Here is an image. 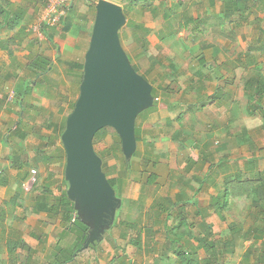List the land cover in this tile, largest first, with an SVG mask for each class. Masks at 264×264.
I'll return each instance as SVG.
<instances>
[{
    "label": "rangeland",
    "instance_id": "obj_1",
    "mask_svg": "<svg viewBox=\"0 0 264 264\" xmlns=\"http://www.w3.org/2000/svg\"><path fill=\"white\" fill-rule=\"evenodd\" d=\"M79 1L81 2V0ZM79 1H75L72 5L75 6L73 9L74 13H71L72 15L69 14L70 17L67 16L62 20V22L57 25L58 28L53 31V41H50L49 36H47L46 39H44L45 37L37 38L36 43L33 41L32 37L22 34V37H18L21 49L20 51H17L16 57H18L15 61L8 57L5 52L0 56V78L7 73L14 72L18 73L19 77L27 76L31 79H36L37 81L40 79L39 81L42 83H40L42 86H34L33 97L36 98V102L34 103L43 105V107L45 105V107H48V110L51 109L54 112V117L52 116L50 120L57 124L58 122H64L67 115L72 110L73 103H75L79 97L80 85L82 82L80 74L81 71L84 70V68L82 69L81 67L82 64H84L85 54L90 45L94 20L96 17L97 3L93 1L91 2L90 0H85L82 3H79ZM112 1L122 5L126 15L125 24L121 28V40L123 46L129 49L130 44L135 45V51L132 52V49H130V55L127 53L129 60L134 67H137V62L142 60V65L139 63L138 66L142 69V72H144L153 83H159L158 81L161 83V85L156 88L158 101L153 96V105L150 108L144 109L139 116L140 119L144 115L149 116L151 113L157 112L160 114L159 118L161 121L159 124L156 123L160 138H170L174 136L173 134L178 130L179 126L181 127V130L187 131L189 126L192 125L190 124V121L193 120V117L190 116H193V113L188 105L190 102H193L190 100V97H188L193 93V91L189 90L190 85L193 82H190V80L193 78H199L202 80L210 74L207 67H203L199 62L202 57H204L205 63L208 66L210 63L217 64L220 56L223 59L225 56L233 59L234 57H230L233 56L230 53L239 50L243 51L241 60L244 62L248 61L252 54H255L256 56L264 54V48L260 47V44L264 40L255 39L258 28L264 23V0H212V2L214 1V4H216V6L214 5V7L210 9L216 16L213 21L214 23L217 22V16L223 14V12L220 14L217 13L220 10V6H222L221 9L223 8L224 4L222 5L221 2L224 1L231 5L228 7L230 10H232V8L239 9L240 12H242L241 15L246 17L243 20L241 19L242 23L239 22L236 24L234 27L235 30L231 28L233 24H229L230 20H228V22L224 21L217 24L221 29H226V36L221 34L220 31H215L212 28L213 19L209 20L207 19L208 17L206 18V6L203 7V4L208 0ZM179 3H181V5H179ZM189 3L193 6L190 7L187 5ZM165 12L171 13L172 20L176 24L174 29V31H176L175 36L166 43H158L156 38L155 40L151 39V35L148 36V42L143 44L142 37L145 36V33L144 30H142V26H145L146 24L149 25V27L151 26L150 29L153 33H155L154 31L159 30H163L164 32L169 30V27L165 22L160 24V21L157 19V17H160L161 19ZM191 14L194 17L197 15H200L199 17H201L206 14L205 20L199 22L195 20L187 23V17ZM256 18L261 20L258 22ZM184 22H186L187 25ZM5 31L6 30H2V36H10L8 33L5 34ZM240 31L242 35H240ZM47 32L52 33L51 28L48 29ZM234 32H238L237 35L239 36L232 37L231 33L234 35ZM9 33L11 34V32ZM134 34H138L141 39H136ZM34 46L35 49L33 48ZM217 47L228 48L229 53L226 54L225 52L222 55L219 54L214 58H217V61H213L209 56V52L211 48ZM137 51L139 54L135 55V52ZM38 54L47 55L51 59L52 69H50L46 75L39 72V76H41L36 78L34 73H31V68H29L28 65L30 64L31 59ZM236 55L238 54L236 53ZM207 58L211 61L207 60ZM257 59L259 60V58ZM72 63L78 65V67H76L77 69H69L70 64ZM228 63L230 64L229 61ZM261 63L262 66H264V60H261ZM244 64L246 63L242 62L241 66ZM171 66L173 67L171 68ZM38 68L39 67L37 66L36 68L34 67L36 70H38ZM173 70L177 71V73L173 72ZM231 71L232 73L225 74V79L228 81L237 80V82H239L242 79V70H239V73H236L237 75H235L236 70ZM216 72L215 75L210 74V76L214 80L219 81L220 72L218 69H216ZM68 74H72V77L70 78ZM18 80L19 79L16 78V80H7L3 83L0 81V100L5 99V106L3 109H0V133L3 134L0 136V147L3 145L7 148V145H9L7 142H4V137L8 136V129L13 126L14 122L17 121L19 117L18 113H13L15 111L10 109V106L11 108L13 106V108L17 110L16 105L14 106L12 104H14V94L16 93H14V91H16L15 87ZM201 80L196 81L197 85L200 84ZM181 84L183 85L181 86ZM178 86L181 88L177 90V92L176 90L173 91L168 89L170 87L177 89ZM165 88L168 89L170 95H166L164 92ZM236 90L238 93L233 94L232 97H234L232 101L229 102V110H231V113L234 111L236 115H238V121L234 130L249 138L250 134L255 133V114H249L247 96H245L244 93L240 95L242 88L237 87ZM191 98L193 99V96ZM173 99L176 102H179L177 106H174L175 110H173L174 107L170 109L171 106H169V103L172 102ZM202 103L203 102H198L201 106ZM249 106L250 109L253 108L250 101ZM208 110V107H206V110L203 112L205 113ZM235 110H240L241 112ZM170 112H175L173 113L174 118H171V120L174 119V126L170 123L164 124L165 117H163V115ZM34 114H36V112L33 114L31 112L30 115L27 116L33 125L42 121L39 117L35 118ZM179 114H182L181 119L177 118ZM239 117L241 118L239 119ZM59 127L60 126H58V129H55V134L53 136L57 142V147L56 145L50 146L52 149H50L47 154V160H44L42 156H38L37 152L33 151V153H35L30 157L31 162L33 163L32 167L30 166V171H37V180L34 183V186H32L33 188L30 190H26L24 184H20V193L24 194L27 193V191L30 192L36 189L37 186L42 188V176L45 175L43 173L46 172L44 169L45 166L48 167V174L52 175L51 180L53 182L61 180L58 176H63L62 174L64 173L63 157L60 168L52 167L51 169L49 165V163H51L49 159L54 158L53 156L55 155L58 157L57 153L59 151V144L60 149L62 150L61 152L63 154L65 153L61 138L59 139L58 137L62 132V129H59ZM52 129L53 127H46L45 134H51L50 132ZM34 136L32 133V135H29L28 139L25 138L24 141L27 140L26 143H34ZM185 137L187 138V136ZM38 140L40 142L39 145L41 146L42 142L48 140V136H46L45 139H41L40 136H37V141ZM172 140L173 139L165 141L161 140L158 148L159 154H156L154 157L152 156V159L148 158V161L145 159L144 162H140L135 159L130 161L125 158L124 152H122L121 138L114 128L105 127L96 134L94 138V147L96 152L103 159V172L106 173L109 179H113L117 176L122 178L120 192L123 191L121 194L123 197L120 196L122 200L119 209H117L116 218L104 225L103 231L100 234V241L96 246H94L93 243V247L83 249L74 261L68 260L67 262H65L66 257L62 255V251H59V249L62 250L64 247L57 248L59 254H56V257L61 259L63 262L62 264H130V262L132 264H183L177 254V248L182 244L187 245L190 248V246H197L198 242L188 237L181 239V242H176L174 241L176 238L175 233L172 229L174 230L177 221L183 216H187L188 219H190L189 222H191L194 219L192 211L195 208H192L190 203H188L185 206V211L181 212L179 204L175 206L172 204L177 203L183 193L188 197L195 196L194 189L190 188L188 184L192 186L195 185L196 188L198 187V183L193 182V176H201L203 174V168L188 171L187 159L191 156L190 152L185 148L184 150H181L180 145H182L183 141L173 145ZM253 142L255 143V141ZM31 145L33 147L34 144ZM28 147L30 148L31 146L28 145ZM49 154H51V158L49 157ZM36 164H38L39 167L42 165L43 171H41L39 167L34 166ZM151 174H156L157 176L154 177H157V179L155 183L148 184L146 181ZM109 183L110 186H114L110 180ZM141 187L144 188L143 193L146 194V199L144 200H138L141 196ZM113 188L117 190L116 187ZM117 193L119 194L118 190ZM205 193L206 192L203 190L199 191L198 194L196 193L197 198L206 197ZM85 196V200L79 199L84 205L88 204V206H93L98 204L100 208L101 206L105 207L107 199L103 195L102 189L101 192H96L94 188H90L85 193ZM157 203L162 205V208L168 207L169 211L166 213H160V205H156ZM234 205L235 206L227 213L230 217L229 221L240 223L244 228L251 226L254 218L251 214L247 215L249 207L239 204L238 201L235 202ZM106 206L109 211L114 207L112 204ZM1 214H4V210H2ZM106 215V217L109 218L108 220L112 218L110 216L111 213L106 212ZM195 218L199 220L198 215H195ZM212 223L214 225V232L217 239L220 238L222 241L230 239L231 232L228 230L227 226L230 222H221L219 223L220 225L215 224L214 222ZM49 226L50 225L47 224V227ZM51 226H53V224H51ZM150 229L153 231L151 234ZM182 229H184V227H182ZM191 229L195 235H201L202 229L199 228L198 224L191 227ZM91 230L92 227L88 229V232ZM51 232L53 233V237H56L55 243H58L59 238H57V233L55 234L53 231ZM138 234L142 236V242H140L143 244V249H139L138 246L133 243L135 240L131 241L136 238ZM52 240L49 244L43 246L45 247L46 252L41 250V252L46 255L42 257L38 253L37 255H39L41 259L34 260V263L32 264H50L48 263L49 259L47 258H50L52 255H50V249L51 251L55 249L54 246H52L54 244V240ZM135 242H139V240H136ZM2 243L5 245L4 241H2ZM59 243L61 246H65L67 251H71L72 242L70 241V238L62 240L61 242L59 241ZM20 251L21 250H19V252ZM241 251H244V249ZM74 252L77 253L79 250L77 251L74 249ZM197 252L195 259L198 262H196V264H203L201 260L205 258L207 254L203 250ZM20 254L21 255L17 254V256H15L16 261L14 263H10L9 260L4 258L0 259V264H31L26 258L27 252H25V250ZM240 256L239 253H237V255L226 253L221 259L222 264H242L239 262L241 258Z\"/></svg>",
    "mask_w": 264,
    "mask_h": 264
},
{
    "label": "crops",
    "instance_id": "obj_2",
    "mask_svg": "<svg viewBox=\"0 0 264 264\" xmlns=\"http://www.w3.org/2000/svg\"><path fill=\"white\" fill-rule=\"evenodd\" d=\"M77 2L79 0H74V2ZM85 0L79 1V3L84 2ZM112 1V0H110ZM114 2V1H113ZM217 3V1H216ZM222 5L224 4L223 8L222 6L219 7V10L217 14H220L223 12L222 15L217 16L216 23H214V19L216 18L215 13L210 10L211 8L216 6L214 4V1L208 0L203 4V7L206 6L207 16L206 14L204 16L199 17L189 15L187 22H193L195 20L204 21L205 16L207 19H213L212 28L215 31H220L221 34L226 36L227 32L226 29H221L219 23H222L224 21L228 22L230 20L229 24L232 25V29L236 26L237 23H242V20L246 17L241 15L242 12H240L239 9L234 10L230 9L228 10V2L225 3L221 2ZM45 4L46 0H0V56L5 52L8 57L11 59H17V51H20V41L18 37H22L23 35H27L29 37L33 38V41H36L38 38L46 39L47 36H49L50 41L53 37V31H55L58 27L51 28L52 33L47 32L44 33L43 36L37 37L32 31H30V26L36 22L37 18L40 14L44 13L45 11ZM73 5V4H72ZM70 6L68 9L67 16L72 15L74 13L75 6ZM181 5V3H179ZM190 7L191 3L187 4ZM201 6V5H199ZM198 6V7H199ZM195 11V10H194ZM230 11V12H229ZM196 12V11H195ZM72 13V14H71ZM229 13V14H228ZM194 14V13H193ZM216 14V15H217ZM228 14V15H226ZM66 16V17H67ZM231 16V18L229 17ZM65 17V18H66ZM194 17V18H193ZM242 17V18H241ZM2 18V19H1ZM96 19V17H95ZM157 19L160 21V24L162 22H165V19L163 17H157ZM242 19V20H241ZM256 20L259 22V18H256ZM15 21L17 23L15 24ZM209 22V21H208ZM95 23V20H94ZM185 23V22H184ZM205 25V24H204ZM94 28V25H93ZM144 28H147L149 30L148 36H151L152 40H155V38L158 40V43H166L170 39H172L175 34L172 36H168L167 32H164L163 30L154 31L153 33L151 31V26L145 25ZM175 28V27H174ZM46 27V31H48ZM2 30H6L5 34H9L8 37L2 36ZM143 30V28H142ZM235 30V29H234ZM242 31V30H241ZM240 31V35L241 34ZM11 32V34L9 33ZM32 33V34H31ZM50 33V34H49ZM93 33V31H92ZM145 33V30H144ZM165 33V34H163ZM233 35L231 33V36H239L237 35L238 32H234ZM23 34V35H22ZM243 37V36H242ZM120 38H121V30H120ZM255 39H261L264 40V23L258 28L257 35L255 36ZM122 42V40H121ZM35 43V45H36ZM123 45V44H122ZM135 45L130 44L129 49H127L125 46L123 48L125 49L126 53L130 55L132 49V52L135 51ZM35 49V46L33 47ZM157 48V47H156ZM242 51V50H239ZM237 52L230 53L233 56L230 57H236ZM228 54L229 49L217 47V48H211L209 52V56L211 57V60L217 61V58L214 59L217 55H222L223 53ZM137 54V52H135ZM133 54V53H132ZM160 54V53H159ZM43 55V54H38ZM47 56V55H43ZM224 59L220 56V59L217 61V64H207L205 62H201V65L203 67H207L209 73L212 75H215L216 69L220 72V79L214 80L210 74L207 75V77H204L202 80L199 78H193L190 80L192 84L190 85L191 91L193 93L188 96L190 97V100L193 102H190L188 104L190 106V110L193 113V120L190 121L191 126H189L188 130H184L185 134H183L181 139H174L172 137H167L168 139H173L172 144H177L180 141H183L182 145H180L181 150L184 148L188 149L190 152V157L187 159V167L188 171L192 170H199L203 168V174L201 176L194 175L193 182L198 183V187L196 188L195 185L188 186L192 189H194V195L192 197H188L185 193L182 194L181 198L178 200L177 203L172 204L173 206L178 205L180 207L181 212L185 211V206L182 203H179L181 200L185 198H190V205L192 208L195 209L192 211L194 215V219L191 221L194 226L196 224L202 223L204 220L206 223L211 225V230L214 234V225L215 224L220 225L221 222H230L228 224V230L231 232L230 239H227L225 241H222L219 239L213 237L214 240H217L220 242V244L223 245H231V250L233 251V254L237 255L239 253L241 256L240 261L242 264H264V195H260L259 192H263L264 189V96L263 99L259 101V103L255 104V109H250L249 106V99H248V112L251 115L255 114V133L250 134L249 138L243 136L242 133H238L234 130V127L238 121V115L234 111L229 110V102L232 101L233 97L232 95L235 93H238L236 90L237 87H241L242 90L240 91V95L244 93V80L243 76L242 79L237 82V80L228 81L225 76L226 73H232L231 70H236L235 75L239 73L238 69H235V67L232 64L231 58ZM204 59V57L201 58V60ZM207 60H209L207 58ZM209 60V61H211ZM204 61V60H203ZM230 62V64L228 63ZM142 65V60H139L137 62V67ZM205 63V64H204ZM175 64V63H173ZM9 65V64H7ZM29 66V65H28ZM216 66V67H214ZM173 66H171L172 68ZM264 67V66H263ZM262 67V74L264 76V70ZM30 68V67H29ZM28 68V69H29ZM141 69L140 67H138ZM52 69V68H51ZM31 70V69H30ZM238 71V72H237ZM142 72V69H141ZM173 72L177 73V71ZM32 73V72H31ZM234 73V72H233ZM237 73V74H236ZM18 74V73H17ZM33 74V73H32ZM145 76V78L153 85V88H157V86H160L161 83H153L151 79H149L148 76L144 72H142ZM224 75V77H223ZM19 76V75H18ZM40 77V76H39ZM196 77V76H195ZM36 78H38L36 76ZM44 78V77H43ZM33 79V78H32ZM34 80V79H33ZM36 80V79H35ZM40 80V79H39ZM38 80L37 86H40L42 83ZM195 80V81H194ZM200 81V84L197 85L196 81ZM237 82V83H236ZM41 83V84H40ZM199 83V82H198ZM18 84V82H17ZM16 84V87H17ZM34 85V84H33ZM183 84H181L182 86ZM36 87V85H34ZM42 86V85H41ZM15 87V88H16ZM181 87L178 86L177 89L175 88H168L169 90H179ZM168 89H164V92L166 95H170L168 92ZM183 89V88H182ZM214 90V91H213ZM16 91H14L15 93ZM33 93L29 94L31 96H27L23 101L20 103H14L12 105H16L17 110L13 108L10 109L12 111H15L13 113H18L19 117L18 120L14 122L13 126L8 129L9 134H15L12 138L15 142L14 145L16 149L22 148L26 151L27 156L29 158L32 154L37 152L38 156H42L44 160H47V154L49 152L50 148H46L43 150L42 145L40 146L39 140L37 141V136H40L41 139H45L46 136H54L55 129L53 128L51 130V134H45L46 127L40 126L42 124V121L37 122L35 125L31 123L29 120L30 113L34 114V117H39V119L45 120L46 117L54 112L50 109L48 110V107H43V105L35 104L36 98L33 97ZM193 96V99L191 98ZM15 97V94H14ZM198 102H203L202 106L201 104H198ZM13 103V102H12ZM179 102H176L174 99L169 104H173L170 109H172L174 106H177ZM169 107V106H168ZM206 107H208L207 112H203L206 110ZM169 109V108H168ZM169 109V110H170ZM10 110V111H11ZM175 110V107L174 109ZM9 111V110H8ZM237 112H241L240 110H235ZM143 111H141L137 118H136V141H137V148L134 154L131 156V158H127L125 155V158L127 160H138L144 162L145 159L148 161L149 159H152V156L158 155V148H159V142L161 140L165 141L168 140L166 137H161L159 134V130L157 129V124L161 121L159 118V113H151L149 116L144 115L142 118L139 119V116L142 114ZM175 112L167 113L166 115H163L165 117L164 124H173L174 119L170 122L171 118H174ZM47 115V116H46ZM42 116V117H41ZM10 117V116H9ZM178 119L182 118V114H179L177 117ZM241 117H239L240 119ZM59 126H61V122L59 123ZM58 124L57 128L58 129ZM173 124L172 126H174ZM51 129V128H50ZM181 127L179 126L178 130L174 132L173 135L177 133V131H180ZM44 131V133H43ZM26 133V134H25ZM33 136L35 134L34 143H26L24 141L25 138L28 139L29 135ZM53 133V134H52ZM21 135H26L24 138L21 137ZM187 136V138H185ZM251 137V138H250ZM40 139V138H39ZM55 139V138H54ZM171 141V140H170ZM255 141V143L253 142ZM5 142V141H4ZM6 143V142H5ZM31 144H34L33 147ZM31 146L30 148L28 147ZM57 147V142L55 140V144ZM14 148V150H15ZM19 149V150H20ZM10 145H7V148L5 146L0 147V259H6L9 260L10 263H14L16 261L15 256L21 255L20 253L25 250L27 252L26 258L29 261V263H34V260H40L42 257L45 256V253H42V251L46 252L45 246L46 244H49V242L53 239L54 244V250L51 251L50 249V258L48 260V263L50 264H62L60 258L56 257V254H59L57 251V248L64 247L62 250L59 249V251H62V255H64L65 262L74 261V259L80 254V252L83 249L93 247V243H90L86 247L82 246L85 244L89 232L87 234V238L83 244L80 246L76 245V240L82 235V232L78 227L75 225L74 228L72 226V223H74L78 218L81 220V218L78 216L77 209L75 208V203L72 201L69 197V200L74 205V210L71 209V205L67 204L65 207L62 206V203L60 202L59 197L63 195V191L66 190V193L68 191V181L65 177V168L67 163V155L66 151L64 149V154L61 152L60 144H59V151H58V157L55 155L54 158H51L49 154V163L51 169L52 167H59L61 166V160L63 157L64 160V170H63V176H58L59 179L55 182H53L52 175L48 174V167L45 166L44 169L46 170L45 175H43V181H42V188H39L37 186L36 189L27 193H21L19 192L20 184H23L30 174V166L32 167L33 163H31V158L29 163L22 162L24 161V157L19 155V150H15L16 154L14 158H9V154L14 151ZM43 152V153H39ZM33 151H35L33 153ZM133 157V158H132ZM193 157V158H192ZM38 159V158H37ZM21 163L23 165H21ZM55 164V165H53ZM48 165V164H47ZM36 167H39L38 164L34 165ZM42 170V165L39 167ZM237 175H240V179H254L255 178V198L249 197L245 199V202H242L240 200V197H232L230 200V206L229 210L225 212V219H221V217L218 215V212L216 211L215 201L216 199L220 198L225 190L228 187L229 178L230 176H233V178H236ZM56 177V176H55ZM156 182V181H155ZM141 196L138 200H144L146 199V194L143 195V187L140 188ZM205 191L206 197H200L197 198V194L199 191ZM258 192V193H257ZM197 193V194H196ZM129 194V192H128ZM68 196V193H67ZM120 198V197H119ZM161 198V197H160ZM121 199V198H120ZM122 200V199H121ZM198 202L197 204L195 202ZM239 202L241 205H245L249 207V210L247 212L248 214H251V216L254 218L252 220V224L249 227L244 228L240 223H236L235 221H229L230 217L228 216V212L235 206V202ZM58 203V208L55 210L50 211L51 206L53 204ZM160 205V204H156ZM68 206V207H67ZM164 207V206H163ZM184 207V208H183ZM159 208H162V205L159 206ZM166 210L163 212L169 211L168 207H164ZM4 210V214L2 215L1 212ZM160 212V213H163ZM159 213V212H158ZM170 214V213H169ZM31 215V216H30ZM195 215H198L199 220L195 218ZM68 216H71L70 218ZM187 217V216H186ZM203 217V219H202ZM217 217V218H216ZM188 218V217H187ZM181 219V218H180ZM180 219L177 221H180ZM196 219V220H195ZM190 221V219H188ZM195 220V221H194ZM190 222V223H191ZM47 224L50 226L47 227ZM53 224V226H51ZM176 224V225H177ZM175 225V226H176ZM72 227V228H71ZM89 227V226H88ZM193 227V226H191ZM90 228V227H89ZM200 228V226H199ZM236 230L237 232H234ZM53 231L57 238H59L58 243H55V238L53 237ZM150 231L153 233L152 229ZM202 236V233H201ZM72 242V249L71 251H67V248L65 246H61L59 241L69 239ZM103 239V238H102ZM101 239V240H102ZM52 240V241H53ZM2 241L5 242V245L2 243ZM100 240H97L94 243V246L98 244ZM10 242H16V244H19L17 249L13 252H10L9 249V243ZM23 244L21 246V244ZM249 243V244H247ZM82 246V247H81ZM81 247V248H80ZM233 248V249H232ZM241 248V249H239ZM74 249L79 252L75 253ZM244 249V251H241ZM5 250V252H4ZM19 250H21L19 252ZM39 253V255H37ZM250 253V254H249ZM230 254V253H229ZM48 256V257H49ZM34 258V259H33ZM32 260V261H30ZM230 260V259H229Z\"/></svg>",
    "mask_w": 264,
    "mask_h": 264
},
{
    "label": "water",
    "instance_id": "obj_3",
    "mask_svg": "<svg viewBox=\"0 0 264 264\" xmlns=\"http://www.w3.org/2000/svg\"><path fill=\"white\" fill-rule=\"evenodd\" d=\"M125 20L122 5L98 0L79 97L61 136L67 155L68 197L74 201L81 220L92 227L84 247L101 238L104 225L116 218L121 204L103 172V159L95 150L94 138L101 129L114 128L121 138L124 155L130 158L137 148L136 118L154 101L153 85L137 72L123 48L120 30ZM90 188L96 192L102 189L107 199L105 207L88 206L80 201L86 199L85 193ZM108 204L114 205L110 211ZM106 212L111 213L110 220Z\"/></svg>",
    "mask_w": 264,
    "mask_h": 264
},
{
    "label": "trees",
    "instance_id": "obj_4",
    "mask_svg": "<svg viewBox=\"0 0 264 264\" xmlns=\"http://www.w3.org/2000/svg\"><path fill=\"white\" fill-rule=\"evenodd\" d=\"M230 6L231 5H228V7H230ZM234 9L232 8V10H234ZM228 10H229V8H228ZM228 14H226V15H228ZM229 17L231 18V16H229ZM163 18L165 19L166 25H168V27H169L167 35L168 36H172L173 34L176 33V31H174V29H175L174 27H175L176 24L172 20L171 13L165 12L163 14ZM16 23H17V21H15V24ZM187 23H189V22H187ZM187 23L185 22L186 25H187ZM142 27H143V30H145V36L142 37L143 44H145V43L148 42L147 40H148V32H149V30L147 28H144V26H142ZM50 28H52V27H50ZM44 33H47L46 26L44 28ZM163 34H165V33H163ZM134 36L138 40L141 39L138 34H134ZM260 47L264 48V41L260 44ZM237 54L238 55L236 56V58H234L232 60V64L235 67V69H239L240 68V70H242L241 74H242L243 80H244L245 94L248 97V99H249V101L251 103V106L253 107V109H255V104L259 103V101L262 100L263 96H264V76L262 74V67L263 66H262V63H261V60H264V54H261V56H256L255 54H252L249 57L248 61H245V62L241 60L242 59V55H243V51H239ZM257 58H259V60ZM203 60L204 59H202L201 62H205V60L204 61ZM242 62L246 63V64L241 66ZM83 65L84 64H82V67H81L82 69H83ZM36 66L39 67L38 70L34 69V67L36 68ZM29 67L31 68V72H33L35 76L39 77V74H40L39 72H42L43 75L44 74L46 75V73L50 71V69L52 68V61H51V59L48 56L37 55V56H35L34 58L31 59ZM76 67H78V65L72 63V64H70V68L69 69L70 70H75V69H77ZM134 68L137 70V72L142 73L141 69H139L138 67H134ZM70 73H71V71H70ZM68 75H69L70 78L72 77V74H68ZM80 77H81V81H82V79H83V71H81ZM16 78H18L19 80H18V84H17V87H16V93H15L16 97H14V99H15L14 103H20L21 104V101H23L29 94L33 93L34 85H39V84H38V81L35 80V79L33 80V79H31V78H29L27 76L19 77L18 74L14 73V72L7 73L5 76L0 78V81L3 83V82H6L7 80L8 81H11V80H14V79L16 80ZM152 94L155 97V99L157 100V95H156L157 91H156L155 87L153 88ZM4 100L5 99L0 100V109H3L4 106H5L4 105ZM74 106H75V103H73V105H72V110L74 109ZM169 106L172 107L173 104H170ZM70 112H69V114H70ZM52 116L54 117V114L50 113L45 119L47 122L46 121H42V124L40 126L43 125V127H48V128L49 127H53V128L55 127L54 129H56L57 128L56 122L50 120V118H52ZM42 120H44L43 117H42ZM66 120H67V117L64 120V122L63 121L61 122L62 124L59 127V129L60 128L62 129V132L58 136L59 139L61 138L62 133L65 130ZM171 121L172 120H170V122ZM183 134H185L184 130L180 129V131H177V133L173 136V138L175 140L176 139L179 140V139H181V137H183L182 136ZM2 135L3 134L0 133V136H2ZM14 135L15 134H9L7 137H4L5 138L4 141L7 142L11 146V148L13 150H14L15 146H17V144L14 145L15 142L12 139L14 137ZM25 136L26 135H21V137H23V138ZM54 144H55V139H54V137L52 135H50L48 137V140H46L45 142H42L43 150H45L46 148H50V146H54ZM17 148H18V146H17ZM19 149H20V147H19ZM19 149L15 148V150H19ZM15 150L12 151L9 154V156H8L9 158H11V157L14 158L15 157V154H16ZM18 152H19L20 156L24 157V161H22V162H24V164L25 163H29L30 158H29V156H27L26 151L21 148ZM39 153H43V152H40V150H39ZM21 165H23V164L21 163ZM154 176H157V175L156 174H151L150 176H148V180L146 182L148 184L155 183L157 177H154ZM109 180H110V182L112 184H114L113 187L117 188V190H118L120 195L117 193V190L115 188L114 189L116 191L117 196L120 197L122 192H123V191L120 192V190H121V185L120 184H122V178L120 176H117V177H115L113 179L111 178ZM229 181L230 182L227 183L228 187L225 190V192L223 193V195L220 198L216 199V201H215L216 211L218 212V215L221 217V219H225V215L224 214H225L226 211L229 210L230 201H231L230 199L232 197H238L239 196L240 200L242 202H245V199H247V198H249L251 196L255 198V194H256V191H255V178L254 179H242L241 180L240 179V175H237L236 178H233V176H230ZM259 193H260V195H262V194L264 195V189H263V192H259ZM143 195H144V193H143ZM121 197H123V195ZM58 200H60V202L62 203L63 207H65L67 204H70L71 205V209L74 210V205L69 200V198L67 196V193H66V190L63 191V195L61 197H59ZM190 200H191L190 198H185V199L181 200L179 203H182L183 205H187L188 203H190ZM263 200H264V197H263ZM195 203L197 204L198 202L196 201ZM58 205L59 204L57 202L55 204H53V206H51V208H50V211L55 210L56 208H58ZM164 210H166V209L165 208H160L159 211L163 212ZM68 217L70 218L71 216H68ZM202 219H203V217H202ZM133 224H137V223H133ZM75 225L82 232V235L80 234V236L76 240V245L80 246L81 244H83L85 242V240L87 238L89 227H88L87 224H85L79 218L74 223H72L73 228H74ZM191 226H194L193 223H190L188 218L186 216H183L180 219V221L178 222V224L176 226H174V230L172 229V231H174L175 237H176L174 239V241H176V242L180 241L181 242V239H184L185 237H188V238H191L194 241L198 242L197 246H190V248H189V246L182 244L181 246H179L177 248V254H178L179 258L181 259V261L183 262V264H196V262H198V261L195 259V256L197 255V253H198L197 251H199V250H203L207 254V256L201 260V262L203 264H222L221 259H222L223 255L226 254V253L227 254L233 253L234 250L230 249L231 245H223V244H220L219 241L213 239L214 234H213V232L211 230V225L206 223L204 220L202 221V223L199 224L200 228L202 229V232H201L202 236L201 235H195L193 233L192 229H191ZM182 227H184V229H182ZM234 232H237V231L234 230ZM151 233L152 232L150 231V234ZM141 237L142 236L140 234H138V236L136 238L131 240V241L139 240V242L133 241V243L135 245H137L139 249H143V244L141 243L142 242V238ZM22 245L23 244H21V246ZM18 246L20 247V245L16 244V242H10L9 243L10 252L15 251ZM130 264H132V263L130 262Z\"/></svg>",
    "mask_w": 264,
    "mask_h": 264
},
{
    "label": "built area",
    "instance_id": "obj_5",
    "mask_svg": "<svg viewBox=\"0 0 264 264\" xmlns=\"http://www.w3.org/2000/svg\"><path fill=\"white\" fill-rule=\"evenodd\" d=\"M74 0H47L44 13L40 14L36 22L30 26L32 31L37 37H41L44 34V28L54 27L61 23L68 13V9L73 4ZM91 2H97L98 0H90ZM37 171L31 170L28 179L23 183L26 190L33 188L34 183L37 180Z\"/></svg>",
    "mask_w": 264,
    "mask_h": 264
},
{
    "label": "clouds",
    "instance_id": "obj_6",
    "mask_svg": "<svg viewBox=\"0 0 264 264\" xmlns=\"http://www.w3.org/2000/svg\"><path fill=\"white\" fill-rule=\"evenodd\" d=\"M97 2H98V1H97ZM97 2H96V3H97ZM66 16H67V15H66ZM66 16H65V17H66ZM64 19H65V18H64ZM64 19H63V20H64ZM61 22H62V21H61ZM54 27H57V26H54ZM47 28H50V27H47ZM117 134H118V133H117ZM119 137H120V136H119ZM121 145H122V143H121Z\"/></svg>",
    "mask_w": 264,
    "mask_h": 264
}]
</instances>
